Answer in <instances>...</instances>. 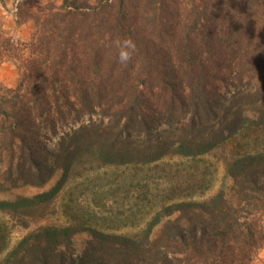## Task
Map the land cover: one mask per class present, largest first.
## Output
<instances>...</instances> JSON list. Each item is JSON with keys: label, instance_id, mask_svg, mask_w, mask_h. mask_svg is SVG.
I'll return each mask as SVG.
<instances>
[{"label": "trees", "instance_id": "1", "mask_svg": "<svg viewBox=\"0 0 264 264\" xmlns=\"http://www.w3.org/2000/svg\"><path fill=\"white\" fill-rule=\"evenodd\" d=\"M13 15L34 31L22 41L0 16V66L13 61L21 76L0 81V189L64 175L45 192L0 199V211L55 198L85 153L151 164L208 155L245 129L259 141L264 0H19ZM125 38L136 46L126 65ZM244 147L227 169L232 184L207 201L174 194L140 233L93 231L83 248L71 228L48 227L1 264H252L264 248V150Z\"/></svg>", "mask_w": 264, "mask_h": 264}, {"label": "rangeland", "instance_id": "2", "mask_svg": "<svg viewBox=\"0 0 264 264\" xmlns=\"http://www.w3.org/2000/svg\"><path fill=\"white\" fill-rule=\"evenodd\" d=\"M17 1L0 0V16L7 31L22 41H29L34 24L32 21L21 25L16 23L13 10ZM20 77V70L13 61L0 66V81L5 85L16 86ZM258 134L259 141H253L256 138L254 129H245L208 155L183 157L169 154L151 164H106L92 154H83L55 198L35 209L0 211V232L7 236L6 246L0 252V264L26 237L32 233L38 235L48 227L71 228L75 245L83 248L93 231L140 233L148 227V220L161 208L164 200L174 194L198 202L211 199L223 186L232 184L227 169L244 144V149L264 150V129ZM63 175L62 170H57L41 187L24 185L8 191L7 186L3 187L0 199L30 197L45 192ZM194 182L202 184V189L191 196L186 188ZM252 264H264V248Z\"/></svg>", "mask_w": 264, "mask_h": 264}, {"label": "clouds", "instance_id": "3", "mask_svg": "<svg viewBox=\"0 0 264 264\" xmlns=\"http://www.w3.org/2000/svg\"><path fill=\"white\" fill-rule=\"evenodd\" d=\"M117 47L119 49L118 59L121 64L126 65L131 61L132 56L136 50L134 41L129 38L117 41Z\"/></svg>", "mask_w": 264, "mask_h": 264}]
</instances>
